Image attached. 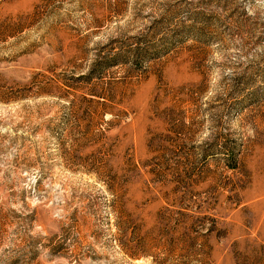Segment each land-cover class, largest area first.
<instances>
[{
  "label": "rangeland",
  "instance_id": "1",
  "mask_svg": "<svg viewBox=\"0 0 264 264\" xmlns=\"http://www.w3.org/2000/svg\"><path fill=\"white\" fill-rule=\"evenodd\" d=\"M0 264H264V0H0Z\"/></svg>",
  "mask_w": 264,
  "mask_h": 264
}]
</instances>
